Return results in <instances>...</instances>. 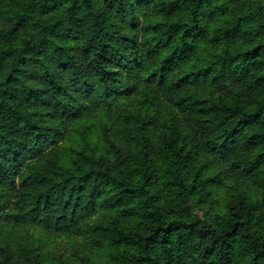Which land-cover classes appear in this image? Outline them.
I'll use <instances>...</instances> for the list:
<instances>
[{
    "label": "trees",
    "instance_id": "obj_1",
    "mask_svg": "<svg viewBox=\"0 0 264 264\" xmlns=\"http://www.w3.org/2000/svg\"><path fill=\"white\" fill-rule=\"evenodd\" d=\"M0 264H264V0H0Z\"/></svg>",
    "mask_w": 264,
    "mask_h": 264
}]
</instances>
